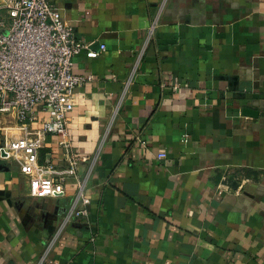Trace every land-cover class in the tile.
I'll return each mask as SVG.
<instances>
[{
    "label": "crops",
    "instance_id": "obj_1",
    "mask_svg": "<svg viewBox=\"0 0 264 264\" xmlns=\"http://www.w3.org/2000/svg\"><path fill=\"white\" fill-rule=\"evenodd\" d=\"M51 1L106 46L73 59L95 77L67 136L88 160L32 196L0 115V264H264V0ZM59 141L42 164L68 166ZM79 180L89 216L64 224Z\"/></svg>",
    "mask_w": 264,
    "mask_h": 264
},
{
    "label": "built area",
    "instance_id": "obj_2",
    "mask_svg": "<svg viewBox=\"0 0 264 264\" xmlns=\"http://www.w3.org/2000/svg\"><path fill=\"white\" fill-rule=\"evenodd\" d=\"M88 46L76 39L73 27L51 0L0 3V115L11 117L25 130L23 136L6 142L3 152L4 157L18 161L34 197L65 196L67 180L77 178L79 164L88 160L86 155L75 153L67 141L75 92L95 78L74 71V56L85 50L88 57L95 58L106 50L104 44L99 52ZM47 135L60 138L69 161L66 168L40 162L39 151ZM89 203L86 183L79 180L63 223L87 219Z\"/></svg>",
    "mask_w": 264,
    "mask_h": 264
},
{
    "label": "rangeland",
    "instance_id": "obj_3",
    "mask_svg": "<svg viewBox=\"0 0 264 264\" xmlns=\"http://www.w3.org/2000/svg\"><path fill=\"white\" fill-rule=\"evenodd\" d=\"M5 126L6 127L4 128V131L7 132L10 135V137H12V139L21 137L25 134V130H23L22 128H19L18 125L15 123H13L12 127L6 123H5ZM14 129H16V133H12Z\"/></svg>",
    "mask_w": 264,
    "mask_h": 264
},
{
    "label": "water",
    "instance_id": "obj_4",
    "mask_svg": "<svg viewBox=\"0 0 264 264\" xmlns=\"http://www.w3.org/2000/svg\"><path fill=\"white\" fill-rule=\"evenodd\" d=\"M3 155V154H2ZM5 155V154H4Z\"/></svg>",
    "mask_w": 264,
    "mask_h": 264
}]
</instances>
